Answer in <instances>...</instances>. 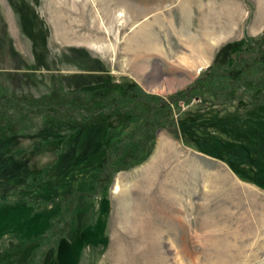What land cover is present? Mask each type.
<instances>
[{
  "label": "rangeland",
  "instance_id": "374dc122",
  "mask_svg": "<svg viewBox=\"0 0 264 264\" xmlns=\"http://www.w3.org/2000/svg\"><path fill=\"white\" fill-rule=\"evenodd\" d=\"M263 33L264 0H0V96L168 99ZM9 118L0 195L24 201L0 206V264H264V81L180 100L151 137L140 116Z\"/></svg>",
  "mask_w": 264,
  "mask_h": 264
},
{
  "label": "trees",
  "instance_id": "16d2710c",
  "mask_svg": "<svg viewBox=\"0 0 264 264\" xmlns=\"http://www.w3.org/2000/svg\"><path fill=\"white\" fill-rule=\"evenodd\" d=\"M264 81V33L255 40H241L227 44L219 58L208 66L190 85L168 99L145 92L131 80L120 85L118 92L104 91V86L92 89L81 88L75 92L56 98L37 100L24 96H0V119L18 116L25 120L30 114L78 113L83 120L98 114L117 113L120 116H140L142 131L152 132L164 127L171 115L172 106L180 100L188 102L194 96L204 94L230 98L239 86ZM8 108L13 112L8 114ZM144 128V129H143ZM149 132V131H148ZM148 137V138H149ZM149 139H139L135 160L129 165L118 167L126 169L140 162L148 155L151 145ZM105 178L106 174H102ZM23 199H11L0 195V206L13 205Z\"/></svg>",
  "mask_w": 264,
  "mask_h": 264
},
{
  "label": "bare ground",
  "instance_id": "6f19581e",
  "mask_svg": "<svg viewBox=\"0 0 264 264\" xmlns=\"http://www.w3.org/2000/svg\"><path fill=\"white\" fill-rule=\"evenodd\" d=\"M116 188H118V187H116Z\"/></svg>",
  "mask_w": 264,
  "mask_h": 264
}]
</instances>
